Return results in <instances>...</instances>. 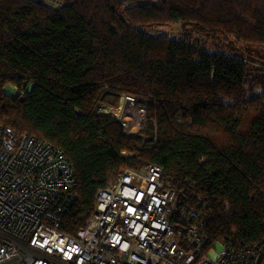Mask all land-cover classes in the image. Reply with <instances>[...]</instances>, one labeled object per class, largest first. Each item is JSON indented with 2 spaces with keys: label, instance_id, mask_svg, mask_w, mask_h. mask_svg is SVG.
Segmentation results:
<instances>
[{
  "label": "trees",
  "instance_id": "16d2710c",
  "mask_svg": "<svg viewBox=\"0 0 264 264\" xmlns=\"http://www.w3.org/2000/svg\"><path fill=\"white\" fill-rule=\"evenodd\" d=\"M163 26L182 31L156 36ZM253 45L264 46V0H0V126L73 163L69 234L113 177L155 165L197 213L206 252L223 238L264 244V70L236 54ZM124 95L146 112L139 132L105 110Z\"/></svg>",
  "mask_w": 264,
  "mask_h": 264
},
{
  "label": "built area",
  "instance_id": "2783aa9c",
  "mask_svg": "<svg viewBox=\"0 0 264 264\" xmlns=\"http://www.w3.org/2000/svg\"><path fill=\"white\" fill-rule=\"evenodd\" d=\"M121 111L112 113L130 133ZM76 186L62 150L0 126V264H263L264 244L238 250L223 238L206 252V238L189 224L197 213L161 167L113 177L93 217L69 234L63 221Z\"/></svg>",
  "mask_w": 264,
  "mask_h": 264
},
{
  "label": "rangeland",
  "instance_id": "374dc122",
  "mask_svg": "<svg viewBox=\"0 0 264 264\" xmlns=\"http://www.w3.org/2000/svg\"><path fill=\"white\" fill-rule=\"evenodd\" d=\"M35 1L43 2V3H50V4H53L54 2H56V0H35ZM180 31H182V28L180 26L179 27L178 26L177 27L163 26L161 28H157L153 30L156 36H159L160 34L165 33L172 39L177 38V34ZM191 31L193 32V30ZM193 34L195 33L193 32ZM196 35L202 38H206V36L203 34H196ZM214 42L218 45V47L222 46L228 50L235 51L236 49L234 47H237V45H235L236 42L234 39L231 42L232 44H228V45L222 43L221 40H218V39L214 40ZM241 47H242V52L240 51L239 53H236V54L240 55L245 61H248L250 63V66H252L253 68V73H257L259 72V70H264V46L253 45L251 47H248V46H241ZM251 78L253 79L254 77H251ZM261 84H263L262 75L260 76V80L258 79L257 82H254L253 86H252V83L249 84L251 96H256L257 94L261 93V91L263 90ZM31 88L32 86L29 85L28 90H31ZM7 92L14 96H16L17 94L16 90H14L12 87H8ZM113 101L114 100H110V99L104 101V105L107 106L105 107V110L110 113L114 111L117 112L118 107L121 105L122 111H121L120 117L121 119L122 118L126 119V121L129 122V125H132V129H130L131 130L130 133L132 134L135 132H139V130L144 125V124L142 125L143 122H141V117L139 115H142L143 118H144V115L142 112H140L141 110H139L141 108L137 106L138 101L135 98H131L126 95L121 97L118 101L117 100L114 102Z\"/></svg>",
  "mask_w": 264,
  "mask_h": 264
},
{
  "label": "crops",
  "instance_id": "0c3cea01",
  "mask_svg": "<svg viewBox=\"0 0 264 264\" xmlns=\"http://www.w3.org/2000/svg\"><path fill=\"white\" fill-rule=\"evenodd\" d=\"M108 99L112 100L111 98H108ZM118 109H119V107H118ZM118 109H117V110H118ZM112 111H113V110H112ZM113 113H115V111H114Z\"/></svg>",
  "mask_w": 264,
  "mask_h": 264
}]
</instances>
